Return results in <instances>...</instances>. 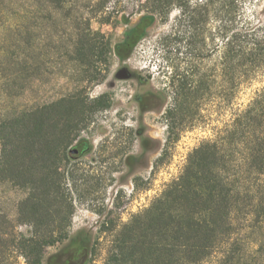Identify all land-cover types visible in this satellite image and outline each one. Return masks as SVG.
<instances>
[{
  "label": "rangeland",
  "instance_id": "obj_1",
  "mask_svg": "<svg viewBox=\"0 0 264 264\" xmlns=\"http://www.w3.org/2000/svg\"><path fill=\"white\" fill-rule=\"evenodd\" d=\"M20 4L0 0V123L35 112L48 120L49 136L36 145L46 142V153L37 158L26 151L31 144L18 143L12 155L0 141V255L11 264H28L9 242L53 232L63 240L47 247V264L84 230L91 239L87 264H106L119 230L150 206L181 173L188 155L230 118L231 109L214 88L191 97L171 135L178 139L155 166L169 138L166 114L176 89L185 81L210 85L216 75L213 23L208 20L201 31L191 28L174 8L157 18L128 58L114 54L105 77L89 81L101 65L96 57L79 61L71 54V26L61 44L50 40L28 48L18 40L12 24L19 22ZM67 4L76 27L83 29L81 19L90 18L92 30L112 44L144 14L138 0H110L106 13H91L99 0ZM244 12L264 19V0L247 4ZM256 87H243L236 103L246 104Z\"/></svg>",
  "mask_w": 264,
  "mask_h": 264
},
{
  "label": "trees",
  "instance_id": "obj_2",
  "mask_svg": "<svg viewBox=\"0 0 264 264\" xmlns=\"http://www.w3.org/2000/svg\"><path fill=\"white\" fill-rule=\"evenodd\" d=\"M68 1L20 0L19 22L12 26L28 48L42 41L63 43L71 26L67 39L71 54L79 61L96 57L101 65L90 73L89 81L105 77L104 66L114 54L128 58L157 18L174 8L191 28L201 31L208 20L213 23L216 75L210 85L205 80L195 86L185 81L176 89L175 103L166 114L169 138L155 166L178 139L171 135L191 97L201 98L200 93L212 87L231 109L224 126L188 155L181 173L110 241L106 264H264V19L244 12L247 4L260 0H138L144 14L114 44L92 30L90 18L81 19L83 29L76 27L69 18ZM108 1L99 0L91 13H106ZM254 85L249 101L237 104L242 88ZM48 131V120L35 112L13 115L1 121L0 141L12 155L18 143L31 144L26 151L37 158L46 153V142L36 145L48 138ZM38 233L9 242L28 264H44L47 247L63 240L53 232ZM90 241L84 230L77 232L47 264H87ZM0 264H11L8 256L0 255Z\"/></svg>",
  "mask_w": 264,
  "mask_h": 264
},
{
  "label": "water",
  "instance_id": "obj_3",
  "mask_svg": "<svg viewBox=\"0 0 264 264\" xmlns=\"http://www.w3.org/2000/svg\"><path fill=\"white\" fill-rule=\"evenodd\" d=\"M124 73V72H123ZM78 152V150L77 149H73L72 151H71V153H73V154H76Z\"/></svg>",
  "mask_w": 264,
  "mask_h": 264
},
{
  "label": "flooded vegetation",
  "instance_id": "obj_4",
  "mask_svg": "<svg viewBox=\"0 0 264 264\" xmlns=\"http://www.w3.org/2000/svg\"><path fill=\"white\" fill-rule=\"evenodd\" d=\"M77 150H78V152L80 151V149H77ZM78 152H77V153H78ZM77 153H76V154H77Z\"/></svg>",
  "mask_w": 264,
  "mask_h": 264
}]
</instances>
